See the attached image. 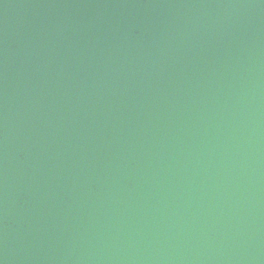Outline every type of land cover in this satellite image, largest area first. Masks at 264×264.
Masks as SVG:
<instances>
[{
  "label": "water",
  "instance_id": "1",
  "mask_svg": "<svg viewBox=\"0 0 264 264\" xmlns=\"http://www.w3.org/2000/svg\"><path fill=\"white\" fill-rule=\"evenodd\" d=\"M0 264H264V0H0Z\"/></svg>",
  "mask_w": 264,
  "mask_h": 264
}]
</instances>
